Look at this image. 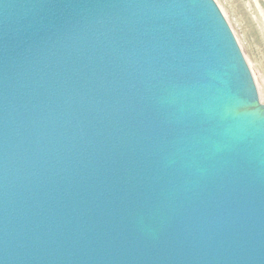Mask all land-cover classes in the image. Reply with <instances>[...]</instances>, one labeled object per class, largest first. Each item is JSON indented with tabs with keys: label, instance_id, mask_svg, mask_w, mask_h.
<instances>
[{
	"label": "water",
	"instance_id": "water-1",
	"mask_svg": "<svg viewBox=\"0 0 264 264\" xmlns=\"http://www.w3.org/2000/svg\"><path fill=\"white\" fill-rule=\"evenodd\" d=\"M0 264H264V104L214 0H0Z\"/></svg>",
	"mask_w": 264,
	"mask_h": 264
},
{
	"label": "rangeland",
	"instance_id": "rangeland-1",
	"mask_svg": "<svg viewBox=\"0 0 264 264\" xmlns=\"http://www.w3.org/2000/svg\"><path fill=\"white\" fill-rule=\"evenodd\" d=\"M214 2L236 39L251 72L259 100L264 104V0ZM254 18L258 19V23L250 22Z\"/></svg>",
	"mask_w": 264,
	"mask_h": 264
},
{
	"label": "bare ground",
	"instance_id": "bare-ground-1",
	"mask_svg": "<svg viewBox=\"0 0 264 264\" xmlns=\"http://www.w3.org/2000/svg\"><path fill=\"white\" fill-rule=\"evenodd\" d=\"M246 4V3H245ZM244 4V5H245ZM242 7V6H241ZM246 11V10H245ZM251 23L253 22V23H258V19L257 18H254V19H251V21H250Z\"/></svg>",
	"mask_w": 264,
	"mask_h": 264
}]
</instances>
